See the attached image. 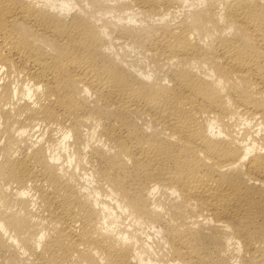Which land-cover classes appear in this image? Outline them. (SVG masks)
I'll return each mask as SVG.
<instances>
[{
	"label": "bare ground",
	"instance_id": "bare-ground-1",
	"mask_svg": "<svg viewBox=\"0 0 264 264\" xmlns=\"http://www.w3.org/2000/svg\"><path fill=\"white\" fill-rule=\"evenodd\" d=\"M0 264H264V0H0Z\"/></svg>",
	"mask_w": 264,
	"mask_h": 264
}]
</instances>
